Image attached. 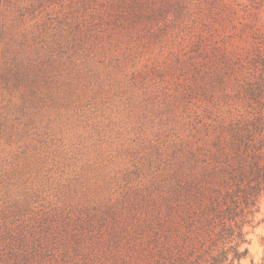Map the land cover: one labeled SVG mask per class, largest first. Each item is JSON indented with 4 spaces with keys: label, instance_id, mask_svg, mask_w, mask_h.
I'll return each instance as SVG.
<instances>
[{
    "label": "trees",
    "instance_id": "trees-1",
    "mask_svg": "<svg viewBox=\"0 0 264 264\" xmlns=\"http://www.w3.org/2000/svg\"><path fill=\"white\" fill-rule=\"evenodd\" d=\"M53 3L69 13L42 46L0 30V83L79 115L75 85L100 60V91L107 76L134 108L146 97L154 118L139 116L138 136L151 131V152L116 173L76 153L40 155L35 175L7 163L0 264H240L264 198V0ZM107 144L114 159L130 151Z\"/></svg>",
    "mask_w": 264,
    "mask_h": 264
},
{
    "label": "rangeland",
    "instance_id": "rangeland-1",
    "mask_svg": "<svg viewBox=\"0 0 264 264\" xmlns=\"http://www.w3.org/2000/svg\"><path fill=\"white\" fill-rule=\"evenodd\" d=\"M44 1L0 0V30L7 31L3 40L7 42L13 39L14 44L26 42L31 47H37L43 45L45 33L55 36V27L64 15L69 13V8L53 3L58 0L48 3ZM48 23L54 24L46 31L45 26ZM4 55L0 50V62L5 61ZM99 61L94 75L89 76L80 85H75L76 95L84 94L79 115H75L70 106L55 98H50L48 102L36 101L34 104L25 105L20 91H12L11 87L0 83V170L10 171L13 166L7 163L16 162L24 167L26 172L35 175L36 158L40 155L63 160L76 153L85 158L82 165L84 168L87 166L85 169L88 171L99 169L116 173L129 164L132 155L141 156L151 152V131L147 130L148 139L143 140L138 136L142 133L139 129H143L139 124L143 119L138 120L139 116L152 117L148 112L151 108L146 110L143 102L145 96L132 99L144 104L134 108L128 104V98L122 99L123 91L119 89L117 80L107 76L104 78V88L107 89L100 91L98 75L105 72L99 69ZM145 61L147 67H150L151 61ZM106 101L111 102L103 108L102 104ZM111 142L130 150L122 156V160L114 159L117 153L107 144ZM27 177L28 175L25 176ZM95 180L103 184L102 178L96 177ZM13 183L7 181V184L12 186ZM13 188L19 191L15 186ZM2 196L8 200L15 197L10 191H4L0 198ZM256 221V227L264 225V198L260 201ZM246 232L249 255L240 264H264V235L257 236L253 225L246 227Z\"/></svg>",
    "mask_w": 264,
    "mask_h": 264
},
{
    "label": "clouds",
    "instance_id": "clouds-1",
    "mask_svg": "<svg viewBox=\"0 0 264 264\" xmlns=\"http://www.w3.org/2000/svg\"><path fill=\"white\" fill-rule=\"evenodd\" d=\"M258 207H259V205H258ZM256 223H257L256 219L253 218L252 219V225L255 228V234L257 236L264 235V225H260L259 227H256Z\"/></svg>",
    "mask_w": 264,
    "mask_h": 264
}]
</instances>
